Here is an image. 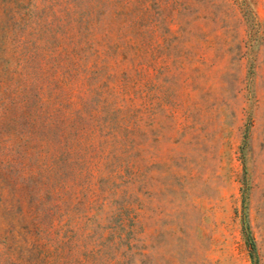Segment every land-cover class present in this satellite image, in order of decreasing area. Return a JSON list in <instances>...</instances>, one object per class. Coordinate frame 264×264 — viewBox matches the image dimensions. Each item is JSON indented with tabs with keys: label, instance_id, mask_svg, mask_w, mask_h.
I'll use <instances>...</instances> for the list:
<instances>
[{
	"label": "rangeland",
	"instance_id": "rangeland-1",
	"mask_svg": "<svg viewBox=\"0 0 264 264\" xmlns=\"http://www.w3.org/2000/svg\"><path fill=\"white\" fill-rule=\"evenodd\" d=\"M0 264H264V0H0Z\"/></svg>",
	"mask_w": 264,
	"mask_h": 264
}]
</instances>
